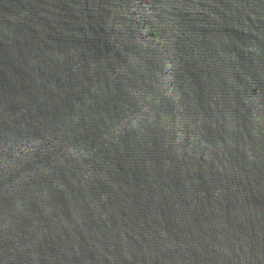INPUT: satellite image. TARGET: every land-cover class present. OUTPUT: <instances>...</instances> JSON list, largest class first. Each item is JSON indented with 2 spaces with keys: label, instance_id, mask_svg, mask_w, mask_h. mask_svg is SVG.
I'll list each match as a JSON object with an SVG mask.
<instances>
[{
  "label": "water",
  "instance_id": "95a60500",
  "mask_svg": "<svg viewBox=\"0 0 264 264\" xmlns=\"http://www.w3.org/2000/svg\"><path fill=\"white\" fill-rule=\"evenodd\" d=\"M0 264H264V0H0Z\"/></svg>",
  "mask_w": 264,
  "mask_h": 264
}]
</instances>
